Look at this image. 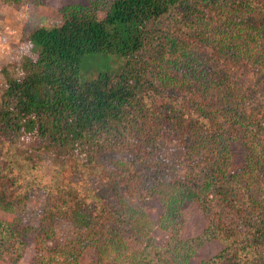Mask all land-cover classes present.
Instances as JSON below:
<instances>
[{
    "label": "trees",
    "instance_id": "16d2710c",
    "mask_svg": "<svg viewBox=\"0 0 264 264\" xmlns=\"http://www.w3.org/2000/svg\"><path fill=\"white\" fill-rule=\"evenodd\" d=\"M29 37L37 57L24 55L12 75L0 68V199L27 204L41 184L39 161L48 156L58 164L41 185L47 223L31 264H78V249L48 245L58 217L123 254L98 264H191L196 248L211 240L220 251L198 264H264V0H89ZM93 52L122 56L129 66L82 79V61ZM178 138L206 164L169 193L160 186L166 246L140 208L112 207L62 174L87 176L98 157L116 150L155 168L154 149ZM235 141L248 152L232 171ZM85 165L89 171L79 169ZM186 199L198 200L209 222L181 239ZM28 230L0 217L1 259L21 260Z\"/></svg>",
    "mask_w": 264,
    "mask_h": 264
},
{
    "label": "rangeland",
    "instance_id": "374dc122",
    "mask_svg": "<svg viewBox=\"0 0 264 264\" xmlns=\"http://www.w3.org/2000/svg\"><path fill=\"white\" fill-rule=\"evenodd\" d=\"M71 4L88 5L89 0H0V68H8V74L12 75L16 70L14 66L17 65L14 63H19L24 55L27 58L37 57L36 44L29 37L30 32L40 25L63 22L69 14ZM128 66L122 56L93 52L87 54L82 61L81 77L93 78L101 71L119 72ZM186 143L182 138L161 141L154 149L155 168L148 165L136 166L132 154L125 150H116L98 157L96 169L87 176L82 172L73 174L72 170H66L62 174L72 176L73 180L84 188L83 193L91 189L101 200L113 205L112 207L126 204L128 207L140 208L146 216L144 219L150 224L156 242L166 246L170 230L162 228L159 224L166 210L161 197V193L164 192L162 189L167 188L169 193L176 180L188 183L191 175L196 176V173L202 172L206 164L202 155L193 153ZM21 147L27 149L28 143ZM247 152L242 142L235 141L232 144V171L245 165ZM86 166H80L79 169L89 171ZM57 168L58 164L51 157L47 156L39 161L37 171L41 184L32 189L27 204L18 205L11 200L0 199V217L16 218L29 227L23 256L16 264H31L37 256L38 235L46 229L47 223L43 220L48 204V193L41 185L50 182L59 172ZM130 175L133 177L131 180L128 178ZM115 180L116 183H113ZM151 188L154 192L149 194L147 189ZM180 213L183 218L181 239L198 236L208 225L209 216L198 200H184ZM52 223L55 232L48 240V245L64 242L78 249L76 252L78 264H98L102 259L110 263L115 256L123 255L111 251L110 242H107L106 246L102 240L85 235L84 231L67 218L58 217ZM221 247L218 240L204 242L196 248L191 257V264H198L201 260L212 257ZM0 264L14 263L0 258Z\"/></svg>",
    "mask_w": 264,
    "mask_h": 264
}]
</instances>
